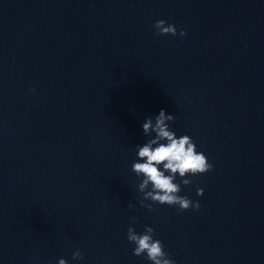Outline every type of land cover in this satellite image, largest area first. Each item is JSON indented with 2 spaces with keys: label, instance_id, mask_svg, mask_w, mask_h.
Returning a JSON list of instances; mask_svg holds the SVG:
<instances>
[{
  "label": "water",
  "instance_id": "95a60500",
  "mask_svg": "<svg viewBox=\"0 0 264 264\" xmlns=\"http://www.w3.org/2000/svg\"><path fill=\"white\" fill-rule=\"evenodd\" d=\"M162 108L214 165L199 211L139 205ZM130 217L177 264H264V0H0V264H146Z\"/></svg>",
  "mask_w": 264,
  "mask_h": 264
},
{
  "label": "clouds",
  "instance_id": "9594fccd",
  "mask_svg": "<svg viewBox=\"0 0 264 264\" xmlns=\"http://www.w3.org/2000/svg\"><path fill=\"white\" fill-rule=\"evenodd\" d=\"M157 36L184 37L186 31L177 32L175 24L166 20H157L154 24ZM35 91V89H30ZM175 115L160 109L158 114L147 116L141 123L145 140L135 145L136 159L131 164V172L138 181L136 190L139 194L140 207L153 210L154 205L175 207L178 212L188 210L199 211V200H193L187 195H181L182 186L188 187L192 177L206 175L214 168L206 153L200 149L192 137L178 134L173 128ZM198 197L204 196L202 187L196 188ZM134 207V205H129ZM135 217H130L126 239L133 245L134 256L142 258L146 264H177L168 252L164 243L157 238L155 229L144 225L143 231H136ZM74 261L83 259L79 250L72 254ZM56 264H69L64 258H59Z\"/></svg>",
  "mask_w": 264,
  "mask_h": 264
}]
</instances>
